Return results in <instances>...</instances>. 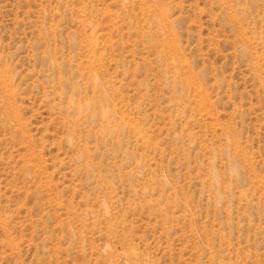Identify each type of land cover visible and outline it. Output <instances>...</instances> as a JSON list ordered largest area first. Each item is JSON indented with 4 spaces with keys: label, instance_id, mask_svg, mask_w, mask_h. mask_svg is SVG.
I'll return each instance as SVG.
<instances>
[{
    "label": "rangeland",
    "instance_id": "rangeland-1",
    "mask_svg": "<svg viewBox=\"0 0 264 264\" xmlns=\"http://www.w3.org/2000/svg\"><path fill=\"white\" fill-rule=\"evenodd\" d=\"M0 264H264V0H0Z\"/></svg>",
    "mask_w": 264,
    "mask_h": 264
}]
</instances>
